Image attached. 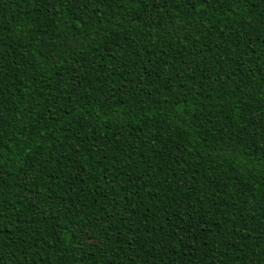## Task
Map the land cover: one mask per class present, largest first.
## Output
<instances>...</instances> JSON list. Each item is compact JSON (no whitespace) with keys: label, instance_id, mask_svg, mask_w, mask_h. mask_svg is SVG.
Returning <instances> with one entry per match:
<instances>
[{"label":"trees","instance_id":"1","mask_svg":"<svg viewBox=\"0 0 264 264\" xmlns=\"http://www.w3.org/2000/svg\"><path fill=\"white\" fill-rule=\"evenodd\" d=\"M0 264H264V0H0Z\"/></svg>","mask_w":264,"mask_h":264}]
</instances>
